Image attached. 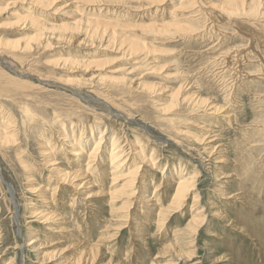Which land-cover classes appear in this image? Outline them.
<instances>
[{
    "label": "rangeland",
    "instance_id": "1",
    "mask_svg": "<svg viewBox=\"0 0 264 264\" xmlns=\"http://www.w3.org/2000/svg\"><path fill=\"white\" fill-rule=\"evenodd\" d=\"M95 5L0 0V127L13 137L0 138V264H82L91 253L92 264H264V0ZM32 17L67 28L38 33ZM81 18L122 27L87 31ZM77 57L97 63L62 61ZM102 135L100 152L117 136L132 156L120 180L107 162L86 165ZM140 155L156 161L132 202L121 188ZM184 168L196 191L161 226ZM50 212L66 214L71 233Z\"/></svg>",
    "mask_w": 264,
    "mask_h": 264
},
{
    "label": "bare ground",
    "instance_id": "2",
    "mask_svg": "<svg viewBox=\"0 0 264 264\" xmlns=\"http://www.w3.org/2000/svg\"><path fill=\"white\" fill-rule=\"evenodd\" d=\"M97 1H99V0H73V3H82V4H85V5H94V6H97V5H95V3L97 2ZM152 1H155V0H152ZM118 2V1H117ZM236 6L237 5H234V4H230L229 6H227L226 7V9H228V10H234V9H236ZM50 9V8H49ZM98 17V16H97ZM33 18V20H32V23H33V26H34V28H35V31H37L38 33L39 32H54V31H57V29H60V30H62V31H65L66 30V28H67V26H55V25H53V24H48L46 21H42L40 18H38V17H32ZM84 21V19H82L81 18V20H77V22L74 24V25H77V27H81V25L82 24H84L85 22H83ZM86 22L87 23H85V25H88L87 26V31H89L90 30V28L92 29V30H90V31H113V34L116 36L117 35V33H116V31H117V29H118V27H122V26H119V25H116L114 22L112 23V22H101L100 20H95V19H87L86 20ZM157 26H159L160 28L159 29H166V28H168V27H170L171 25H169V24H161V25H157ZM86 27V26H85ZM123 27H125V26H123ZM34 28H32L33 30H34ZM101 28V29H100ZM103 28V29H102ZM111 28H113V29H111ZM83 29L84 28H82V31H83ZM70 31H74V29H72V30H70ZM82 31L80 32V29H77V30H75L74 32H72L73 34H71V35H73V37H74V35H78V34H85V38H86V40H88L89 42H91L92 41V39L94 38L92 35L91 36H88V34L89 33H87L86 34V32L85 33H82ZM61 34H62V32H60ZM59 33V34H60ZM103 34H104V32H102ZM108 33V32H107ZM48 34V33H47ZM68 34H70V33H68ZM97 34V33H96ZM42 35H45L44 33L42 34ZM102 35V34H101ZM109 35V34H108ZM47 36V35H46ZM60 36V35H59ZM65 36H66V34H65ZM87 36V37H86ZM110 36V35H109ZM62 37V36H61ZM39 38V37H38ZM64 38V37H63ZM117 38V37H116ZM43 39V38H42ZM43 40H46V39H43ZM57 40V39H56ZM41 41V40H40ZM87 41V42H88ZM38 42V41H37ZM129 42V44L131 45H133L134 47H137V48H141V45H144V44H140L139 42H136L135 40H129L128 41ZM20 43V42H19ZM40 43V42H39ZM12 44V43H11ZM106 44L107 45H111L110 44V41L109 40H107L106 41ZM124 44H126V40L125 39H123V42H122V45H124ZM28 45V44H27ZM38 45V44H37ZM8 46V45H7ZM10 46V45H9ZM14 46V45H13ZM39 46H40V44H39ZM25 47V46H24ZM34 47V46H33ZM32 50V49H31ZM34 51V50H33ZM73 58V57H72ZM62 61H64V63L65 64H68V63H70V64H72V65H82V66H90L91 64H96L97 62H94V61H89V60H83V59H81V57H79V59H78V57L77 58H75V59H69V60H62ZM45 81H46V79H45ZM48 81V80H47ZM138 88V87H137ZM77 94H78V92H77ZM172 97V96H171ZM183 101H186L185 99L183 100ZM106 102V101H105ZM1 110V109H0ZM217 111V110H216ZM4 112H3V110H2V114H3ZM5 116V115H4ZM116 116H117V114H116ZM1 117H3V116H1ZM7 117H8V115H7ZM7 117H6V119H7ZM3 119H5L4 117H3ZM5 119V120H6ZM2 120V119H1ZM8 121V120H7ZM10 122V121H9ZM3 124V123H2ZM5 124H6V122H5ZM77 125V124H76ZM107 128V127H106ZM8 127L6 126V127H4L3 129H2V126L0 127V138L1 139H3L5 142H9V141H12V139H13V137L12 136H10L9 135V133H8ZM108 130V129H107ZM104 133H106V132H104ZM15 135V134H14ZM82 135V134H81ZM116 136V135H115ZM82 137V140H83V137H84V135H82L81 136ZM103 135L99 138V141H97V143L95 144V146H94V149L92 150V153L89 155V157H87L89 160H88V162H87V166L88 167H91V162H93V160H96V161H98V162H100L101 164H102V167H104V165H103V163L105 164L106 162L107 163H109L110 164V170L108 171V172H110V174L109 173H106L107 174V176L108 177H111V178H113V179H118V177H120L121 175H123L124 174V172H121L122 170H124V169H126V168H128L130 165H131V155H130V153H128L126 150H124V148L123 147H121V145H120V143H119V140H118V138H117V136L116 137H114L113 138V140L111 141V143H110V145L108 146H106V148L108 147V149H105L104 151H102V152H100V147H101V144H102V141H103ZM209 137H211V136H209ZM2 140V141H3ZM81 140V141H82ZM82 143V142H81ZM73 145H75L76 146V144H73ZM138 149H135V151H137ZM76 153H77V155H79V156H84L85 155V153L83 152V150H81V149H77L76 150ZM128 153V154H127ZM136 153V152H135ZM153 153V152H152ZM137 155H139V154H137ZM49 157H52V155H51V153L48 155ZM140 158H141V161L139 162V163H141L140 165H138V166H136L134 169V171L132 172L133 174V177H131V178H129V180L128 181H126L125 183H124V185H123V188H121V189H125L126 187L129 189V191L131 192V193H128L127 194V197L129 196V197H131L132 198V202L134 201L133 200V198H135L136 196H138V194L140 193V189H146V183H147V181L146 182H144V184L142 185V186H138L137 185V183L139 182V177H138V175H139V172L141 173V170H143L145 167H146V165H148L149 163H152L153 162V160H154V157H153V155L151 156V158L150 159H148L147 157H144V155H140L139 156ZM90 160H92V161H90ZM154 161H156V160H154ZM95 163V162H94ZM97 163V162H96ZM53 164H51V166H52ZM95 165V164H94ZM93 165V166H94ZM143 166V168H141ZM96 167H98V166H96ZM106 167V166H105ZM99 168V167H98ZM98 168H97V170H98ZM108 168V166H107V169H109ZM81 169H83V168H80V169H78V170H74L73 172L71 171V172H66V171H64V170H58V175H61L60 176V179L61 180H67L68 178H67V175H71V174H74L75 175V177H81V176H83L84 174H87V171H85V172H83V171H81ZM105 170H106V168H104ZM53 170H56V169H53ZM52 170V171H53ZM86 170H88V169H86ZM89 170H91V169H89ZM94 170V169H93ZM102 169H100V172H103V171H101ZM96 171V170H95ZM104 173V172H103ZM96 174V173H95ZM109 174V175H108ZM98 175V174H97ZM129 175V174H128ZM96 176V175H95ZM99 176V175H98ZM127 176V175H126ZM174 177H175V179H173L172 181H174V182H176V184H172L171 182H170V180H169V182L173 185V187H175L176 189H175V192H174V195H173V197H172V200H171V203H170V205L168 206V208L166 209V210H164L163 208V210H161V212L159 213V214H157V216H159V217H161L162 218V222H161V226H165V225H167V224H165V222L168 220V213L170 212V211H174V213H177L178 211H181L182 209H183V207H182V205L184 204V202H185V199H188V197H192L193 196V192L194 191H196L195 190V185H194V183H195V180H196V177H195V174H192V173H186L185 174V168L184 169H182V171H179V170H177L176 171V174L175 175H173ZM99 179V178H98ZM118 180H120V179H118ZM65 182V181H64ZM87 182H85V183H82V182H78V183H75L76 184V189H78V188H81V187H84V185L86 184ZM88 185H90L89 183H87ZM171 185V186H172ZM171 186H169V187H171ZM130 198V199H131ZM141 199H145L143 202V204H144V206L147 208L146 209V213H148L150 216H151V213H154L156 210V208L155 209H153L152 210V212L151 211H149V208L151 207V199L150 200H148L147 198H146V196L145 197H142ZM158 199V198H157ZM197 199V198H196ZM46 199H44V201L43 202H46L45 201ZM48 201V200H47ZM146 202V203H145ZM46 204H48L47 202H46ZM45 204V205H46ZM131 205H132V203H131ZM153 206H155L154 204H152ZM71 207H73V206H71ZM193 207H194V205H193ZM129 208V207H128ZM161 208V207H160ZM48 209V208H47ZM174 209H176V210H174ZM206 210V209H205ZM129 211V210H128ZM176 211V212H175ZM183 211V210H182ZM55 212V211H54ZM63 212V211H62ZM130 212V211H129ZM159 212V211H158ZM202 212V211H201ZM67 213V212H66ZM156 213V212H155ZM129 214V213H128ZM73 215V214H72ZM131 215V214H130ZM152 215H155V214H152ZM219 215V214H218ZM59 216V217H58ZM221 216V215H220ZM153 217V216H152ZM198 217V216H197ZM44 218L46 219V220H53L54 221V224H55V228L59 231V232H66V233H71V229H70V227H69V225H70V220H69V218L66 216V214H59V212H58V215L57 214H53L52 212H50V213H44ZM72 218V217H71ZM122 218V217H121ZM129 218V219H128ZM204 218V217H203ZM150 219V218H149ZM155 219V218H154ZM194 220H192V222H191V224L192 223H194V224H198L199 225V227L201 226L202 227V222L201 221H197L196 220V218L194 217L193 218ZM129 220H131V217L130 216H127V215H125L124 216V219H122V221H124V222H128ZM150 220H153L152 218L150 219ZM69 223V224H68ZM72 223V222H71ZM156 223V222H155ZM159 225V226H160ZM74 226V225H73ZM161 228L162 227H159L158 229V235L159 234H161V232H162V230H161ZM164 228V227H163ZM189 229L191 230L192 228H190V226H189ZM116 231H117V229H115ZM120 230V229H119ZM167 230V229H166ZM138 233H139V231H137ZM141 233V232H140ZM145 233V232H144ZM141 234H143V233H141ZM140 234V235H141ZM146 234V233H145ZM74 235V234H73ZM148 235V234H147ZM139 236V235H138ZM137 237V236H136ZM140 237V236H139ZM146 238V237H145ZM0 241H1V239H0ZM37 239H33V240H31L30 239V243L28 244V246H31V245H34L33 247H32V249H35L36 248V245H37ZM167 246H170V245H167ZM166 246V247H167ZM29 249V248H28ZM38 249V248H37ZM23 250H24V248H23ZM29 251V250H28ZM97 258H98V256L97 255H95V254H93V253H91V254H89L88 256H86L85 257V259L83 260L84 262L82 263V264H92L93 262H95L96 260H97ZM200 262H194V263H192V264H199ZM74 264H80V263H74Z\"/></svg>",
    "mask_w": 264,
    "mask_h": 264
}]
</instances>
